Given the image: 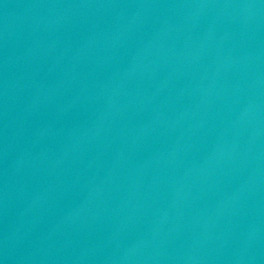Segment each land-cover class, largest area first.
Returning <instances> with one entry per match:
<instances>
[{
	"label": "water",
	"instance_id": "95a60500",
	"mask_svg": "<svg viewBox=\"0 0 264 264\" xmlns=\"http://www.w3.org/2000/svg\"><path fill=\"white\" fill-rule=\"evenodd\" d=\"M0 264H264V0H0Z\"/></svg>",
	"mask_w": 264,
	"mask_h": 264
}]
</instances>
